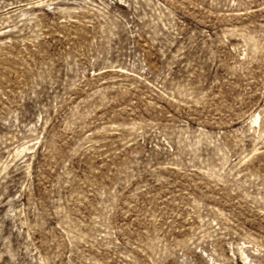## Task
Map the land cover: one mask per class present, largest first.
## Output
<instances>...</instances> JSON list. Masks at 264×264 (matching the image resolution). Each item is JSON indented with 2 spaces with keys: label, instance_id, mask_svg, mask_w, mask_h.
I'll use <instances>...</instances> for the list:
<instances>
[{
  "label": "rangeland",
  "instance_id": "obj_1",
  "mask_svg": "<svg viewBox=\"0 0 264 264\" xmlns=\"http://www.w3.org/2000/svg\"><path fill=\"white\" fill-rule=\"evenodd\" d=\"M0 264H264V0H0Z\"/></svg>",
  "mask_w": 264,
  "mask_h": 264
}]
</instances>
